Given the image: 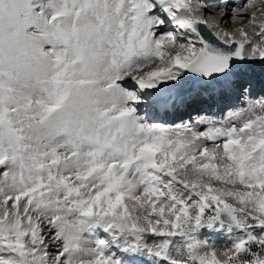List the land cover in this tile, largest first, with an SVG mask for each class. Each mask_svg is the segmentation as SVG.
Segmentation results:
<instances>
[{
	"label": "snow or ice",
	"instance_id": "6c2138e0",
	"mask_svg": "<svg viewBox=\"0 0 264 264\" xmlns=\"http://www.w3.org/2000/svg\"><path fill=\"white\" fill-rule=\"evenodd\" d=\"M0 264H264V0H0Z\"/></svg>",
	"mask_w": 264,
	"mask_h": 264
},
{
	"label": "rangeland",
	"instance_id": "374dc122",
	"mask_svg": "<svg viewBox=\"0 0 264 264\" xmlns=\"http://www.w3.org/2000/svg\"><path fill=\"white\" fill-rule=\"evenodd\" d=\"M236 2L239 3L240 0H236ZM226 242H227V241H226L225 238H220V239L217 241V243L220 244V245H223V244H225Z\"/></svg>",
	"mask_w": 264,
	"mask_h": 264
}]
</instances>
